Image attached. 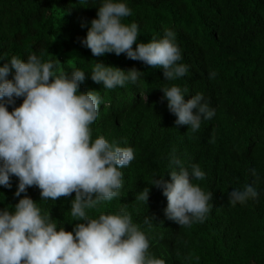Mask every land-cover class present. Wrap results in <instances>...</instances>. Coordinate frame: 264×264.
Listing matches in <instances>:
<instances>
[{
	"label": "trees",
	"instance_id": "16d2710c",
	"mask_svg": "<svg viewBox=\"0 0 264 264\" xmlns=\"http://www.w3.org/2000/svg\"><path fill=\"white\" fill-rule=\"evenodd\" d=\"M0 264H264V0H0Z\"/></svg>",
	"mask_w": 264,
	"mask_h": 264
}]
</instances>
